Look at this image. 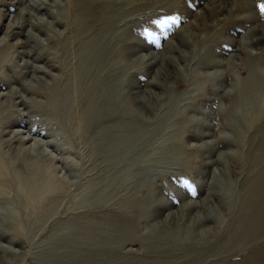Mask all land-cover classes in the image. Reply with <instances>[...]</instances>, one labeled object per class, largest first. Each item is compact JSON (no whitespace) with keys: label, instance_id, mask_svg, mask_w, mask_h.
I'll return each mask as SVG.
<instances>
[{"label":"rangeland","instance_id":"374dc122","mask_svg":"<svg viewBox=\"0 0 264 264\" xmlns=\"http://www.w3.org/2000/svg\"><path fill=\"white\" fill-rule=\"evenodd\" d=\"M43 1L47 2V6H43L48 7L45 11H59L56 0ZM135 1L144 8L142 14L139 12L142 19L149 13L161 15L162 12H170L157 21H137L135 24L144 29L147 36L145 33L138 38L130 36L138 39L131 55L124 56L122 49L117 51L123 57L124 66L127 65V73L119 75L127 110L140 118L138 122L146 121L148 124L137 126L141 124L132 119L130 122L144 130L145 138L158 130L155 139L146 143L147 151L142 154L144 157L141 156L143 159L150 160L153 155L166 153L171 145L170 148L177 150V155L185 159L184 162L179 159L165 161L158 157L160 165H148L147 169L134 164L113 168L111 181L102 187L107 191L101 196L102 203L98 208L38 217L30 234L32 245L24 248L18 243L10 246L7 241H2L12 251L5 255L0 253V264H34L47 249L61 246L59 238L62 239L63 234H67L66 239L73 238L67 242L64 253L59 252V257L68 264H93V254L99 260L96 264H191L195 259H202L197 264H220L226 259H253L258 255L264 259L259 254L262 247L255 244L264 240V232L259 234L260 237L257 234L259 238L245 240L246 233L240 229L238 237L234 236L232 232L240 207L214 195L220 187L216 183L230 181L241 193L239 206L243 203L242 197L250 191L252 170H264V158L260 157L259 150L264 132L252 131L243 148L244 144L237 142L240 138L236 137L235 129V122L240 118L233 119L237 115L234 107L238 98L233 88L235 83L246 78L252 67H258L264 73V13L259 8L264 0H240L246 4L245 9L215 13L207 8L210 0H196L191 5L179 0ZM181 5L183 13L179 16V11L174 8ZM21 9L19 4L7 10V15L0 20V37L11 17L22 15ZM26 9L28 12L29 8ZM206 12L208 16L204 18ZM33 14L47 21L50 19L47 15ZM247 16L250 19L242 21ZM171 17L177 19L168 20L165 24L157 23ZM64 26L58 25L54 31H62ZM38 34L45 37L40 32ZM216 37L225 43L214 50L218 63L207 65L203 60L209 49L216 48L217 44H213ZM24 38L25 34H21L11 43ZM28 59L26 55L16 57L17 70ZM47 69L23 72L19 77L20 83L12 82L11 86L19 92L15 102L22 113L28 112V106L21 100L24 95L27 102L34 98L43 100L44 97L23 88L21 81L38 85L33 79L41 78L43 84H47L52 75L58 74V68ZM255 73H252V79L264 85L263 77ZM154 111L165 118L159 122L152 121ZM42 117L39 115L37 118ZM24 119L21 125L8 126L6 135L14 130L23 132L22 135L32 138L25 145L35 139H44V148L53 158L50 175L73 181V166L80 160L75 150L69 145L60 149L46 142L50 139V135L44 133L49 122ZM259 128L263 131L264 121L259 123ZM239 148L244 152L243 163L248 164L245 171L236 163ZM89 169L83 181L92 180L93 183L98 173L101 181L108 177L102 164ZM152 199L157 201L156 206L152 205ZM89 223L100 228L88 236L83 227ZM77 254L80 257L75 258Z\"/></svg>","mask_w":264,"mask_h":264},{"label":"bare ground","instance_id":"6f19581e","mask_svg":"<svg viewBox=\"0 0 264 264\" xmlns=\"http://www.w3.org/2000/svg\"><path fill=\"white\" fill-rule=\"evenodd\" d=\"M179 1L191 5L196 0ZM221 1L210 0L207 8L212 13L246 8V4L244 5L240 0H235L236 4L230 0ZM46 3L43 0L29 2L0 0V20L7 15L6 12L11 7L22 5V15L15 14L11 17L7 29L0 37V253L2 255L12 251L11 244L18 243L24 248L32 245L30 234L37 224L38 217L51 213L89 211L98 208L102 203L101 196L107 191V188L102 187L111 181L113 168L123 164L129 166L134 164L136 167L147 169L148 165H160L158 157H162L165 161L179 159L181 163L185 160L177 155V150L170 148L171 145L169 151L158 156L153 155L154 158L150 160L141 157L147 151L146 143L155 139V132L158 130L145 138L144 130L141 131L137 126L148 122H138L140 118L128 112V105L121 90L123 82L119 77L121 73H127V65L124 66L123 57L117 51L122 49L124 56L131 55L138 39L134 40L130 36L138 38L139 35L146 34V31L135 23L139 20L152 22L161 16H168L170 11L162 12L161 15L156 14L157 16L149 13L145 15L147 16L145 19H142L139 12H144V8L135 0H56L55 4L59 5L58 12L45 11L48 8ZM44 4L46 6H43ZM26 8H29L28 12ZM174 9L179 11V16H182V5ZM33 12L47 15L50 19L47 21L43 17H36ZM27 15L31 16L30 19L25 18ZM203 16L204 18L208 16L207 12ZM32 17L35 19L32 20ZM247 19H250V16L244 17L242 21ZM58 25L65 26L57 33L54 28ZM27 27L29 30L24 32ZM34 30L37 32L33 33ZM39 32L45 37L39 36ZM21 34H25L24 40L11 43V40ZM215 43L216 48L209 49L204 60L202 59L207 65L218 63L215 60L214 50L219 45L223 46L225 42L216 37L213 44ZM20 48L22 50H19ZM24 55L29 59L19 65L21 69L17 70L16 57ZM40 62H43L42 65H38ZM49 67L58 68V74L52 75L49 83L43 84L41 78L33 79L38 85H32L31 81L28 83L21 81L23 88L31 90L36 96L44 97L43 100L34 98L27 102L23 98L25 95L22 97L20 93L21 100L25 101L23 104L28 106L29 112L23 114L17 108L15 99L19 96V92L11 86L12 82L20 83L19 77L23 72L35 73L42 69V71L49 70L47 69ZM257 68L252 67L248 76L237 81L233 86L238 94L234 107L237 115H234L233 119L240 118L235 122V129L236 137L240 138L237 142L243 143V148L252 131L264 132V129L263 131L258 129L259 123L264 121V85L252 79V73H259L263 79L264 73ZM5 88L6 92L3 91ZM39 115L43 117L37 118ZM152 116V121L158 122L165 118L155 111ZM25 117L33 118L34 121L44 120L46 124L49 122L50 127L47 126L44 132L50 135L47 143H52L60 149L69 145L75 150L80 160L73 166V181L50 175L53 158L44 148V139L43 141L35 139L31 144L25 145L32 138L22 135L23 132L14 130L6 135L8 126L23 124ZM131 119L141 125L131 124ZM259 150L260 157L264 158V135ZM243 154V149L239 148L236 163L245 171L248 164L243 163ZM100 164L103 165L108 177L101 181L98 173L95 174L93 183L92 180L83 181L90 170L89 167H99ZM201 165L203 164L199 166ZM259 170L256 172L252 170L253 176L249 181L250 191L248 195L242 197L243 203L239 206L241 193L230 181L216 183L220 187L214 192L215 196L223 197L235 207H240L232 233L238 237V231L241 229L246 233L245 240L259 238V234L264 232V170L263 172ZM156 204L157 201L152 199V205L156 206ZM83 228L88 234L97 231L100 226L89 223ZM66 236L63 234L62 239L59 238L61 243L59 248L47 249L34 264H68L63 257H59V252L63 254L69 244L67 242L73 240V238L66 239ZM2 241H7L10 246L4 245L5 242ZM255 244L262 247L259 254L263 257L264 240H258ZM79 255L74 256L76 258L80 257ZM92 257V263L96 264L99 261L98 257L94 254ZM201 260L195 259L191 264H197ZM220 264H264V259L259 258L258 255L253 259L249 257L241 260L226 259Z\"/></svg>","mask_w":264,"mask_h":264},{"label":"snow or ice","instance_id":"6c2138e0","mask_svg":"<svg viewBox=\"0 0 264 264\" xmlns=\"http://www.w3.org/2000/svg\"><path fill=\"white\" fill-rule=\"evenodd\" d=\"M259 8H260V11H261L262 13H264V3H261V4L259 5ZM176 19H177L176 17H171V18H168V19L165 20V21H158L157 23L165 24V23H168V20L175 21Z\"/></svg>","mask_w":264,"mask_h":264}]
</instances>
